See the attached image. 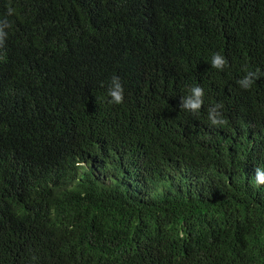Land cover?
Listing matches in <instances>:
<instances>
[{
  "label": "trees",
  "instance_id": "16d2710c",
  "mask_svg": "<svg viewBox=\"0 0 264 264\" xmlns=\"http://www.w3.org/2000/svg\"><path fill=\"white\" fill-rule=\"evenodd\" d=\"M5 17L0 264H264V0H0Z\"/></svg>",
  "mask_w": 264,
  "mask_h": 264
},
{
  "label": "clouds",
  "instance_id": "9594fccd",
  "mask_svg": "<svg viewBox=\"0 0 264 264\" xmlns=\"http://www.w3.org/2000/svg\"><path fill=\"white\" fill-rule=\"evenodd\" d=\"M14 9L9 6L7 15L11 16L14 13ZM11 27L10 21L5 17L0 19V48L5 44L7 38V29ZM229 66L228 60L221 53H214L211 58V67L223 71ZM260 78V69L256 70H246V75H244L240 80L237 81L242 89H250L257 79ZM204 89L201 86H191L189 89V94L181 97L180 108L193 115L200 112L204 105ZM108 96L111 98L110 102L114 104H122L124 102V86L120 78L114 75L108 85ZM223 108L222 104H215L208 108V120L213 126H222L227 123L224 118L223 113L220 109ZM79 167V162L77 163ZM255 184L257 186L264 185V167L255 168Z\"/></svg>",
  "mask_w": 264,
  "mask_h": 264
}]
</instances>
